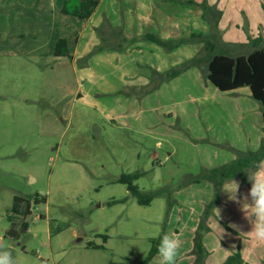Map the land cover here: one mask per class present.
I'll use <instances>...</instances> for the list:
<instances>
[{
	"label": "rangeland",
	"instance_id": "rangeland-1",
	"mask_svg": "<svg viewBox=\"0 0 264 264\" xmlns=\"http://www.w3.org/2000/svg\"><path fill=\"white\" fill-rule=\"evenodd\" d=\"M156 2L102 0L100 13H111L124 32L140 37L151 32L148 24H160ZM173 6L165 8L173 28L167 26L175 38L190 35L198 7ZM215 6L222 11L217 52L247 53L260 36L264 44V0ZM85 23L62 14L59 0H0V243L14 249L18 264H137L168 223L201 219L207 211V221H227V246L238 241L241 229L252 225L222 190L232 178L218 185L187 181L234 160L236 150L258 148L263 104L244 95L247 86L218 89L199 66L153 91L147 90L150 79L140 84L142 73L151 75L149 66L180 65L201 52L198 43L170 52L161 45L155 53L130 43L127 55L115 61L96 56L106 49L86 58L100 44L76 59L49 52L51 30L68 36L74 48ZM185 54L189 58L178 60ZM137 171L145 172L135 181L142 190L165 191L149 205L117 180ZM244 177H233L241 196L251 188ZM16 194L31 196L32 208L26 231L16 218L18 236L7 234ZM188 257L180 249L177 264ZM160 262L158 254L149 264Z\"/></svg>",
	"mask_w": 264,
	"mask_h": 264
},
{
	"label": "trees",
	"instance_id": "trees-1",
	"mask_svg": "<svg viewBox=\"0 0 264 264\" xmlns=\"http://www.w3.org/2000/svg\"><path fill=\"white\" fill-rule=\"evenodd\" d=\"M179 3H188L189 5L198 4L195 0H172ZM100 0H65L62 12L65 14H70L77 16L79 19L89 18L94 10L98 8ZM204 7V16L208 19L211 24V30L209 33L202 32H192L190 35H183L178 38H162L158 34L145 32L142 37L145 39H151L160 45H162L166 50H173L184 43H203L204 47L201 52L189 60H185L182 64L172 67L164 71H159L156 69H151L150 84H147V90L153 91L159 88L161 84L165 81H170L177 77L184 71L190 69L191 67L199 66L203 71L205 78L210 80L216 87L223 91H231L239 87H249L251 94L263 104V118H264V44L262 43V36L257 37L253 41V48L247 53L239 54H228L224 51L217 52L218 47V30H219V20L221 18V10H217L213 6H209L207 1L200 3ZM216 9L215 12L212 11ZM212 11V12H211ZM210 12V13H209ZM210 14H212L210 16ZM110 21L105 18L100 27L96 30L102 39V43L97 49H93L87 54L86 58H89L94 52L102 51L107 48H114L116 50L124 49L127 44L134 43L137 38L128 39L122 30V27L111 28ZM111 36L115 38H120V44L114 46L111 44ZM69 42L66 38L61 37L58 39L57 44H55L54 55L59 57H69L72 58L73 55L69 50ZM150 85V86H149ZM236 150V149H235ZM238 156L222 167H215L209 170L207 174H200L187 181L197 182L200 179H211L217 183H223L224 181L233 178L236 175L244 174V181H248L246 171H253L255 166L264 160V139L260 143L257 149H250L247 151L236 150ZM144 171H137L134 173H123L118 177V181L128 184V189L132 195L136 196L139 203L149 205L151 201L158 195L165 193L162 189H157L151 192H145L136 183V179L144 174ZM43 199H46L43 197ZM36 202H40L39 198H36ZM171 202L169 203V207ZM31 208V196H19L18 194L14 197V204L12 213L8 215L9 220L12 222V226L7 230V234L18 236V223L16 218L21 221L20 230L26 231L30 227V222L27 220L28 214H30ZM208 212V211H207ZM207 212L203 214L200 222L201 231L209 229L206 225ZM106 238L107 234H103ZM162 233L156 238H153V245L148 255L145 257H140L137 264H148L154 255L158 252V246L162 238ZM92 246V243H88ZM197 247V260L195 264H206V256L208 250L203 245L202 233L198 234L196 240ZM225 264H244V259L240 251H235L231 253Z\"/></svg>",
	"mask_w": 264,
	"mask_h": 264
},
{
	"label": "crops",
	"instance_id": "crops-1",
	"mask_svg": "<svg viewBox=\"0 0 264 264\" xmlns=\"http://www.w3.org/2000/svg\"><path fill=\"white\" fill-rule=\"evenodd\" d=\"M64 1L65 0H59L60 11L64 15H70V14H65L62 12V8L64 6ZM157 1L158 2H156L155 12L157 14V17L159 19L160 24H159V26H158V24H157V26H152V25L148 24L149 28L147 30H150L151 33L158 34L162 38H169V39L175 38V33H174V30L172 29L173 27L170 24V18H169L170 16L168 14H166V16H165V13H166L165 8H167L169 6L174 7L173 5L178 4V2L172 1V0H157ZM195 1L198 3V4H195L196 7H198V9H197V11H195L196 13L192 15L194 17V20L196 21V23H195L196 27L193 28L194 30L192 32H202V33L207 34L211 30V24L208 21V19L204 16L205 9L203 6H201V4H200L201 2H199L200 0H195ZM203 1H207V3L212 4V6H214L215 3H218V7H219V4L221 2V0H202V2ZM226 2L228 3V1H226ZM181 4H186V3H181ZM215 8L217 10H220L217 8V6H215ZM100 9H102V0L100 1L98 8H96L94 10V12L92 13V15L89 18L79 19L77 16L71 15L73 17H77L79 20L86 22L84 27H83L85 36L83 33L78 38L76 37V39H75L76 45L74 48L71 47V45H72L71 40L68 38V36H64L62 33H60L59 29L57 31V35L53 36L52 35L53 30H51L50 38L48 41H46V43L49 42V44H48L49 52H54L55 44H57L58 39L61 37H64L69 42L68 47H69L71 54L73 55L72 58L76 59V57L78 58L79 55L82 56V53H86L89 51L90 45L91 46L94 44L99 45L102 43V39L99 36L96 28L101 26V24L103 23L105 18L109 19L110 24L112 26V27L107 28L108 30L111 28H119V27H122V30H123V24H121V22L117 20L116 16H112L111 13H107V12H104L105 15H104V13L101 14ZM221 16H222V12H221ZM161 17H163V18H161ZM197 19L202 22V23L200 22L201 25L198 23ZM47 25H49V24H47ZM51 25L56 26L57 24L54 21H52ZM167 25H170V27H172V28L170 29ZM166 29H168V31ZM172 30H173V32H172ZM123 33L128 39L137 38V40L134 43H131L132 46H130V47H132L133 49L134 48L150 47L149 49H151V51H153L155 53L158 50L156 47H161L160 44H157L154 41H151V39H145L142 36H140L141 37V39H140V37H138L137 35L131 36V34L127 31L126 28H125V32L123 30ZM111 37H114V36H111ZM114 38L110 39L111 44H113L114 46L119 45L121 43L120 38L119 39H114ZM138 39H140L141 41L140 40L138 41ZM51 44H52V47H50ZM193 44H195V43H184V44L180 45L179 47L174 48L173 50L181 49V48L187 47V45L189 46V45H193ZM198 44L204 45L203 43H198ZM82 45H84L83 48H81ZM127 46H129V44H127ZM127 46H125V48ZM130 47H129L127 52L134 51ZM202 48H203V46H202ZM124 49L116 50L114 48H107L106 49L107 51H104L100 54H97L96 56L98 58H103L107 61H113V60L115 61L117 58H121V57H124L125 55H127V53ZM35 51H39L40 53L44 52V50L42 48L41 49L38 48ZM157 52H160V51H157ZM170 54L171 53H169V55ZM56 57H58V56H56ZM62 58H67V57H59L58 59H62ZM182 58H189V56H187V54L181 55L178 58V60H180ZM164 59H166L165 56H164ZM166 61H168V60H166ZM148 63H149V61H148ZM177 63H179V62L174 61L173 63L170 62V64L168 62V64H166V65L178 66ZM169 66H165V67L155 66L156 68L153 66H149V67H150V71L152 68L159 70V71H164V69L167 70L168 68H170ZM196 68L197 67H192V69L190 68V69L184 71L183 73H181L180 76L184 75L185 73L190 72L191 70L195 71ZM142 77L143 78H141L139 82L141 85H144L145 83H147V81L151 77L150 72L147 70L146 72L142 73ZM140 84H137V85H140ZM161 86L162 85H160L159 87H161ZM242 88H245V87H242ZM241 90L243 91V89H241ZM243 93L247 97H254L251 94L250 89L247 91L244 90ZM262 114H263V108H262ZM262 138L264 139V136ZM200 222H201V219L199 217L195 218L193 220L183 219V218L175 219L173 222H171V224L170 223L167 224L168 226L165 229V232L162 233V235H164L166 233H175L181 239L182 245H181L180 249H182V253L189 255L188 262L186 264H195V262L197 260L198 254H197L196 240H197L198 234L200 232L202 233L203 245L208 250L207 251L208 254H207L206 260H205L206 264H225L227 257L235 251H237V252L240 251V253L244 259V264H264V241H259L253 237V235L249 232V231H251L252 226L250 228L245 227L244 230L241 229L242 231L238 233V237H239L238 241H236V239H235L236 237L232 236L230 239H232L236 242H233L232 244H229L230 246L229 245L227 246V244H226L227 227L225 226V224L227 225V221H224L225 223L221 222V223L217 224L216 223L217 221H215V220L213 222L208 220L206 225L209 227V229H207L203 232L201 231V228H200ZM223 225L225 226L226 230L222 229ZM216 248H217V250H219V252L217 254V256L219 258V262L214 261L212 258L214 256L213 252H215ZM156 256H158V252L154 255V257L152 259L156 258Z\"/></svg>",
	"mask_w": 264,
	"mask_h": 264
},
{
	"label": "clouds",
	"instance_id": "clouds-1",
	"mask_svg": "<svg viewBox=\"0 0 264 264\" xmlns=\"http://www.w3.org/2000/svg\"><path fill=\"white\" fill-rule=\"evenodd\" d=\"M251 188L247 194L240 195V182L232 178L222 185V190L228 195V199L241 205L244 218L252 225L249 231L259 241H264V162L255 166L253 171H246ZM213 211L220 218L221 210ZM232 228L240 231V225L231 224ZM182 241L175 233H166L162 236L158 246V254L161 257L160 264H177L178 253ZM0 264H18L14 255V249L0 243Z\"/></svg>",
	"mask_w": 264,
	"mask_h": 264
},
{
	"label": "water",
	"instance_id": "water-1",
	"mask_svg": "<svg viewBox=\"0 0 264 264\" xmlns=\"http://www.w3.org/2000/svg\"><path fill=\"white\" fill-rule=\"evenodd\" d=\"M80 240V239H79Z\"/></svg>",
	"mask_w": 264,
	"mask_h": 264
}]
</instances>
